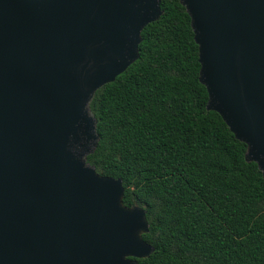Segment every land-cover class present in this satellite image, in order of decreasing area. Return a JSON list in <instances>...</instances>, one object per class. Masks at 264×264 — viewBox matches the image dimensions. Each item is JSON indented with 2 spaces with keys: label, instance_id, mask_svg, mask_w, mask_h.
I'll list each match as a JSON object with an SVG mask.
<instances>
[{
  "label": "water",
  "instance_id": "1",
  "mask_svg": "<svg viewBox=\"0 0 264 264\" xmlns=\"http://www.w3.org/2000/svg\"><path fill=\"white\" fill-rule=\"evenodd\" d=\"M208 108L264 173V0H180ZM162 0H0V264H140L155 247L122 178L88 162L91 102L140 57Z\"/></svg>",
  "mask_w": 264,
  "mask_h": 264
},
{
  "label": "trees",
  "instance_id": "2",
  "mask_svg": "<svg viewBox=\"0 0 264 264\" xmlns=\"http://www.w3.org/2000/svg\"><path fill=\"white\" fill-rule=\"evenodd\" d=\"M161 6L139 59L91 102L100 141L88 162L147 210L155 251L140 264H264V173L208 108L186 7Z\"/></svg>",
  "mask_w": 264,
  "mask_h": 264
}]
</instances>
